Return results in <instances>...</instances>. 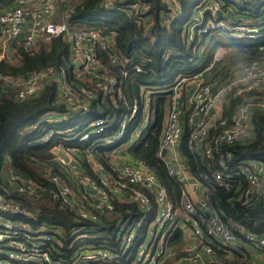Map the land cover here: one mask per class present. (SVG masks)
<instances>
[{"label": "trees", "instance_id": "obj_1", "mask_svg": "<svg viewBox=\"0 0 264 264\" xmlns=\"http://www.w3.org/2000/svg\"><path fill=\"white\" fill-rule=\"evenodd\" d=\"M16 1L0 0V10ZM198 1L178 0L180 13L175 17L170 0H115L111 6H106V0H54L53 20L66 21L72 28H94L109 37L110 52L100 48L96 52L102 72L114 79L113 84H99L75 68L70 46L61 35L41 36L32 46L15 42L13 59L0 58L1 76L20 78L48 69L54 72L44 80L36 95L25 98L18 97L16 84L0 78V194L30 212L28 215L12 213V218L9 212L0 214L14 222L28 224L33 229L44 225L53 235L52 245L48 247L53 259L70 261L80 243L74 242L76 237L78 241L86 240L97 248L110 251L113 264H125L126 260V264H131L134 250L123 253L119 234L135 227L139 221L150 223L157 207L152 192H148L149 209L126 197H113V208L96 213L97 219L90 220L82 218L75 209L58 200L48 197L32 199L5 184L3 162L5 158H10L11 168L51 187L42 170L44 166H50L56 146L74 148L73 154L82 172L96 181L100 178L94 167L96 163L108 176L116 177L113 155L118 156L121 150L126 156L145 162L166 188L175 213L174 220L166 225L171 228L163 241V250L167 254L164 264L179 262L187 255L185 248L189 239L181 226L183 223V226L188 225L182 216L184 183L169 172L164 158L160 156L172 97L170 88L180 79L195 74L211 82H224L247 61L264 59V29L252 39L240 40L212 34L201 54H194L193 45L187 42L184 24L190 20L193 6ZM134 3H139L137 12L131 6ZM261 4L259 0H241L236 11L240 17L244 14L254 18L258 16ZM141 6L146 8L142 10ZM219 45L227 47L226 52L206 70ZM111 54L118 57L117 63L111 62ZM58 79L75 90L82 86L92 88L94 96L88 100L85 112H70L64 102H59ZM263 97L264 89L247 91L240 96L229 95L221 116L230 119L240 103H246L251 107L252 137L230 144L221 142L210 158L190 151V128L185 125L178 149L191 176L198 178L199 173H204L212 178L216 171L234 173L248 161L264 165V109L257 105ZM134 105L137 109L132 114ZM97 118L104 119L103 130L93 133L96 128L91 125ZM220 129L218 125L211 128L204 142L212 146ZM84 131L92 134L82 141L80 135ZM119 132H122V137L106 146L105 137L114 138ZM228 152L230 156L226 155ZM221 160L228 170L220 166ZM247 187L243 174L235 175L229 188L216 184L214 203L235 231L244 229L264 235V199H248L244 194ZM145 226L141 225L140 229ZM21 227L18 225V228ZM55 228L60 232L53 233ZM18 231L20 235L17 239L22 240L23 232ZM0 247L6 249V241H0Z\"/></svg>", "mask_w": 264, "mask_h": 264}, {"label": "built area", "instance_id": "obj_2", "mask_svg": "<svg viewBox=\"0 0 264 264\" xmlns=\"http://www.w3.org/2000/svg\"><path fill=\"white\" fill-rule=\"evenodd\" d=\"M170 1L173 6V0ZM210 1L213 2V9L209 4L201 13L200 22H192V15L188 21V23H192L186 27L187 42L193 45L194 54L201 53L199 49L202 45H205V41L212 34L240 40L252 39L264 29V6L263 8L261 7L262 15L260 18H249L253 19V21L247 22L242 20L243 16L237 15L233 18L226 14L227 9H229L226 5L231 6L228 0L227 2L223 0ZM114 2L115 0H106V6H111ZM261 5H264V0ZM131 6L136 9L135 12L140 7L139 3H134ZM233 7L236 9L235 6ZM145 8L146 6H141L142 10ZM54 9V0H34L33 2L17 0L12 6L0 10V37H5V39L12 42H23L27 46H32L37 38L41 36L49 38L61 35L70 46L75 68L79 69L82 74H85L90 79L96 80L99 84L101 83L104 86H106L104 82L113 84L114 79L105 76L102 72L96 52L99 48L110 52L109 37L102 35L99 30L94 28H72L66 21L56 22L52 19ZM179 13L178 11L174 16H178ZM206 14H208L207 17L204 16ZM192 30H194V34H190ZM226 48L223 45H219L216 48L213 53V60L206 70L210 69L215 61L223 57ZM110 57L112 63H117L118 57L115 54H111ZM136 69H139V67H136ZM53 74L54 72L48 69L32 72L20 78L1 75L0 78L16 84L19 89L18 97L25 98L36 95L42 88L44 80ZM186 80H191L190 86L185 84L182 87L184 82H178L170 88L172 97L169 101L161 151L166 148L167 153L179 146L185 125L190 128V151L192 153H202L207 158L212 157L214 149H217L221 142L230 144L252 137L250 106L246 103H240L231 114L230 119L223 118L221 114L223 105L227 102L229 95L240 96L247 91L264 89V59L254 58L247 61L224 82L217 83L216 81L204 80L200 74H195L186 78ZM57 86L59 89L58 100L59 102H64L70 112H85L88 109L87 102L94 96L92 88L82 86L75 90L67 82H62L60 79L57 80ZM257 105L264 109V97L257 102ZM136 109L137 105H134L132 114ZM94 120L96 121L91 126L96 129L93 133L101 132L104 119L97 118ZM216 125L221 129L214 136L212 145L214 147H212L205 143L204 139L210 129ZM90 134L92 133L89 131L82 132L80 140H87ZM121 137L122 132H119L114 138L107 137L105 139H107V142H112L117 141ZM71 153L73 159L68 158V161L57 153L54 154L52 159L58 164L68 167L73 182H67L62 174L53 169L47 172V167L49 166H44L43 174L47 176L45 177L52 184L51 187H48L46 184L11 168L10 158H5L3 162L4 182L16 192L32 199L48 197L50 200H58L62 204H67L70 208L75 209L82 218L90 220H96V213L98 212L111 210L113 208L112 198L118 195L122 196L121 198L126 197L142 208L149 209L150 197L148 192H152L155 195L157 204L154 218L151 221L153 222L152 234L156 230L161 231L165 225L170 224L174 220L175 213L168 200L166 188L158 181L153 170L145 162L135 159L133 162L122 161L113 164L116 170L115 178L108 176L103 172V168L96 163L94 167L100 174L99 181H96L82 172L77 157L73 152ZM226 155L230 156V153L228 152ZM165 156L162 158H164L169 172L175 175L177 180L184 183L183 216L195 239L193 242L190 241L186 244L187 255L178 262L179 264H217L200 259L202 253H211L214 248L235 250L242 244H250L256 250L264 251V235L248 232L244 229L241 232L235 231L225 221L224 215L213 199L215 185L219 184L224 188H229L230 180L238 174H243L248 183V187L244 192L248 199H264L263 163L248 161L246 164H241L237 168L238 171L234 173L216 171L213 173L212 178L204 173H199L198 178L193 176H190V178L183 168L173 166L165 159ZM220 166L224 170H228V166L223 160L220 161ZM80 184L91 188L94 193L91 200H81L80 198L76 200L73 190H75V185L79 188ZM187 185L192 186L193 191L203 188L201 197L195 199L186 189ZM75 191L81 195L80 189L79 192ZM0 212L30 214L19 203L5 198L2 194H0ZM207 213L208 216L206 215ZM3 218L8 221H6L7 223L0 221V241H6L7 248L5 252L0 250V264H30L31 261H38L39 263L37 264H85L84 260L86 258L87 262H92L90 261L92 257L101 256L105 258L99 251H108L96 249L97 252L90 254L81 250L78 254H73V261L53 259L48 248L52 245L53 235L47 231V228L34 229L33 234L29 225L28 228H25L23 227L24 223L20 221L14 222L12 220V223L10 218ZM142 223V221H139L135 224V227L122 232L121 236H119V239L124 242L122 249L126 245L128 248L124 250V253L134 250V264H161V256L165 252L164 250L162 252L158 251L156 244L150 247V245L141 243L139 246L141 250H139L140 248L138 250L134 249L139 233L138 230H140ZM18 225L22 227L18 228ZM18 230L23 232L21 233L22 240L17 239L20 235ZM52 232L59 233L60 231L55 228ZM11 238L15 239L13 240L16 245L14 247L8 243L11 240L8 241L7 239ZM31 239H39V241H31ZM57 242H60V240H57ZM108 252L111 253L110 251ZM241 252L243 260L235 264H246L247 254L244 251Z\"/></svg>", "mask_w": 264, "mask_h": 264}, {"label": "rangeland", "instance_id": "obj_3", "mask_svg": "<svg viewBox=\"0 0 264 264\" xmlns=\"http://www.w3.org/2000/svg\"><path fill=\"white\" fill-rule=\"evenodd\" d=\"M262 1L263 0H261L260 2H262ZM228 2H230V5L231 6L226 5L227 7H229V9H227L228 11H227L226 14L227 15L229 14V17H233L234 18L235 16L239 15V13H237L236 9L233 6H235L236 8H238L240 6V4H241V0H234V1L228 0ZM173 3H174V5L172 7V9H173L172 14H176L180 10V6L178 4V0H173ZM209 4H210V6L212 8L213 2H211L210 0H206V1L205 0L204 1L203 0H199L198 2H195L194 6H193V13H194V11H195V13L194 14L192 13L193 17L191 18V21L192 22H200L201 21V18H200L201 13H203V11L209 6ZM263 6L264 5H261L262 8H263ZM261 15H262V9L260 10L258 16H256L255 18H260ZM242 20H244V21L246 20L247 22L248 21H253V19H249L244 14H243ZM191 23L186 22L184 24V32H187V28L186 27H187V25H190ZM190 34H194V30H192ZM258 35H260V34H258ZM14 44H15V42H12L10 40H7V39H5V37H0V58H3L4 57V58H7V59H13V54H14V51H13L14 46L13 45ZM206 46H207V43L205 45H202L201 48H200V51L203 48H205ZM178 82H184V84L182 85V87L185 84H186V86H190L191 80H186V78L184 77V78L180 79ZM219 113L220 112H219V109H218V115H219ZM56 119H58V118H56ZM56 119H52V120H56ZM80 120H82V117L80 118ZM76 134H78V133H76ZM105 138H107V137H105ZM105 140H106V142H105V145L106 146H110V145H112V144H114L116 142V141L107 142V139H105ZM57 147H60V148H57ZM71 152H73V148H62L61 146H56L55 149H53V153L54 154L57 153L59 156L63 157V159H65L66 161H68V158H72L73 157ZM113 157L116 158V156H114V155H113ZM113 164H115V163H113ZM49 165L50 166L47 167V172L50 171V170H52V169L53 170H56L57 172H59L60 174H62L65 177L66 181L68 182V174H70V173H69V169H68L67 166L60 165L57 162H55L53 159L51 160V162H50ZM42 173H43V170H42ZM44 176H46V175H44ZM79 189H80L81 195H80V193H77L75 190H73V194L76 195V196H78L81 200H91L92 199L94 193H93V191L91 190V188L89 186H85L83 184H80ZM9 214H11V218H12L13 217L12 212H9ZM3 217L4 216L0 215V221L1 222L8 221V220L4 219ZM10 222L13 223L12 219H10ZM142 225H146V226L143 227V229L141 228L140 230H138L139 233H138V236L136 238V246H134V249H137L138 250V248H140L139 250H141V247H139L141 243H143L144 245H146V244L147 245H150V247H152L153 245L156 244L157 250L160 251V252H162L163 251V241H164L163 239L167 235V231H169V229L171 228V226L169 225L168 227H166V225H165L162 228L161 231L156 230V232H154L152 234L153 222L147 223V221H143ZM181 226H182V228L184 230H187V229L189 230V228L187 226H183L182 224H181ZM23 227L28 228L29 226H28V224H23ZM40 227L41 228H46L44 225H41ZM31 229H32V233H33L34 232V229L32 227H31ZM121 234H122V232H120L119 236H121ZM80 238H82V237H80ZM7 240L8 241L11 240L8 243L9 244H12L13 247L16 246L15 245V242L13 241V240H15L14 238L13 239L12 238L11 239H7ZM73 240H71V241H73ZM78 240H79V238L76 239V237H75L74 242L75 243L76 242L77 243L80 242V243L78 244L77 248L75 247L76 249L74 248L75 249V253L74 254H78L79 251H81V250H84L85 252H89L90 254H93L94 252H97L96 249H101V248H97V246L94 245L91 242H86V240L85 241H83V240L78 241ZM189 240L190 241L191 240L194 241L195 239L192 238V235H191V238ZM31 241H39V239H36V240H32L31 239ZM120 242H121V244L124 243L122 240H120ZM2 246H4V245H2ZM127 248L128 247L125 245L124 248L122 249L123 250V253H124V250H126ZM0 250H2L4 252L6 251L5 250V247H0ZM99 252H100V254L104 255L105 258H102L101 256H99V257H92V259L90 260L92 262H87L88 260L86 258L84 260V262H86L85 264H113L112 263L114 261L113 260V254L109 253L108 251L105 252V251H102V250L99 251ZM212 252H214V251H212ZM84 256H86V255H84ZM166 257H167V254L166 253L161 256V261H160L161 264H164V261H165ZM73 258H74V256L71 259L72 261L74 260ZM232 259L233 258L231 257V260ZM72 261H71V263H72ZM119 261L120 260H118V262ZM36 262H38V261H36ZM134 262H135V259H132L130 263L131 264H134ZM124 263L126 264L127 263V260ZM214 263H217V262H214ZM23 264H25V263H23ZM56 264H59V263H56ZM173 264H179V263L178 262H174ZM217 264H220V263H217Z\"/></svg>", "mask_w": 264, "mask_h": 264}, {"label": "crops", "instance_id": "obj_4", "mask_svg": "<svg viewBox=\"0 0 264 264\" xmlns=\"http://www.w3.org/2000/svg\"><path fill=\"white\" fill-rule=\"evenodd\" d=\"M206 43H207V40L205 41V44ZM165 159L168 160L173 166L183 168L184 171L187 174H189V172L186 169V166L184 164L183 158L179 152L178 147L175 148V150H173V151L167 152ZM134 160H135L134 158H132L128 155L126 156L125 154L122 155L121 153H119L118 156H116V158H113V163L117 164V163L122 162V161L133 162ZM188 176L190 177L191 175L189 174ZM68 181L73 182L70 174H68ZM74 189L79 192V188L77 187V185L74 186ZM186 189L191 193V195L195 199L201 197V195L203 193V188H199L197 191H193L192 186L187 185ZM75 197H76V200L79 199V197H77V196H75ZM116 197L121 198L122 196L118 195ZM184 231H185L187 238L190 239L191 235H192L191 231H189L188 229L184 230ZM192 238H194L193 235H192ZM191 241L193 242V240H191ZM189 242H190V240H189ZM213 251L214 252H211V253H202L200 256V259L202 261H205V262H207V261L212 262L213 261V262H217L220 264H235V263H239L240 261L243 260L241 258L242 257L241 251H244L247 254V256H246L247 260H245L246 264H264V251L256 250L250 244H242L238 249H235V250L214 248ZM231 257L233 258L232 260H231Z\"/></svg>", "mask_w": 264, "mask_h": 264}, {"label": "water", "instance_id": "obj_5", "mask_svg": "<svg viewBox=\"0 0 264 264\" xmlns=\"http://www.w3.org/2000/svg\"><path fill=\"white\" fill-rule=\"evenodd\" d=\"M219 13H220V12H219ZM78 63H79V62H78ZM250 109H251V107H250ZM120 153L123 155L125 152H124L123 150H121ZM165 154H166V148H163L162 151H161L160 156H161V157H164ZM206 215L208 216V213H207Z\"/></svg>", "mask_w": 264, "mask_h": 264}]
</instances>
